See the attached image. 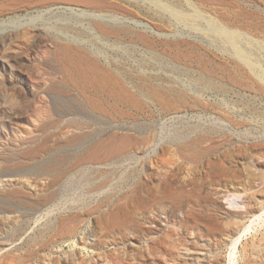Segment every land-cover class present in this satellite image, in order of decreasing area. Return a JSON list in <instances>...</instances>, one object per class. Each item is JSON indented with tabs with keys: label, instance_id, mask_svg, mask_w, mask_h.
<instances>
[{
	"label": "rangeland",
	"instance_id": "1",
	"mask_svg": "<svg viewBox=\"0 0 264 264\" xmlns=\"http://www.w3.org/2000/svg\"><path fill=\"white\" fill-rule=\"evenodd\" d=\"M0 264H264V0H0Z\"/></svg>",
	"mask_w": 264,
	"mask_h": 264
},
{
	"label": "bare ground",
	"instance_id": "2",
	"mask_svg": "<svg viewBox=\"0 0 264 264\" xmlns=\"http://www.w3.org/2000/svg\"><path fill=\"white\" fill-rule=\"evenodd\" d=\"M162 5H164V4H162ZM216 31L219 32L220 35H222L223 37H225L226 40L229 41L232 45H234L235 48H237V44H236L237 40H236L235 35L232 34V32L227 31V30H225L223 28H217ZM237 52L239 53L240 56L244 57L243 54L241 53V51L239 49H237Z\"/></svg>",
	"mask_w": 264,
	"mask_h": 264
}]
</instances>
